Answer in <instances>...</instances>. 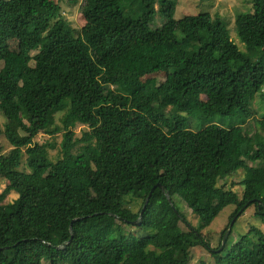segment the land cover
I'll return each instance as SVG.
<instances>
[{
  "label": "trees",
  "instance_id": "obj_1",
  "mask_svg": "<svg viewBox=\"0 0 264 264\" xmlns=\"http://www.w3.org/2000/svg\"><path fill=\"white\" fill-rule=\"evenodd\" d=\"M166 2L84 0L78 30L60 2L0 0V264H190L196 247L264 264L259 227L222 250L227 230L217 248L205 234L228 206L264 219V0L236 19L245 51L208 12L153 27ZM251 163L242 196L219 185Z\"/></svg>",
  "mask_w": 264,
  "mask_h": 264
},
{
  "label": "rangeland",
  "instance_id": "obj_2",
  "mask_svg": "<svg viewBox=\"0 0 264 264\" xmlns=\"http://www.w3.org/2000/svg\"><path fill=\"white\" fill-rule=\"evenodd\" d=\"M55 2H60L63 11L65 13L66 18L71 22L73 27L81 30L86 27L88 21L84 14L81 11V6L84 0H54ZM253 0H167L166 5L163 8H159V12L155 22L153 23V27L162 26L163 22L166 18H174L181 19L187 15L199 14L201 12L210 13L214 19L215 17H219L223 20L227 30L231 31V36H233L234 41L239 45L242 50H247L246 46L240 41L237 33H234L235 22L240 13H248L251 11ZM137 6L126 4V12L133 15L134 12H137ZM136 16V15H135ZM9 48L12 52L18 53L20 42L17 39H11L8 41ZM38 52V51H35ZM33 52V54L35 53ZM166 78V74L161 73L158 75H146L141 78L140 85L145 87L148 91H155L159 88L160 83L164 81ZM203 100H206V97H202ZM253 110L255 113L253 117L262 118L264 114V99L257 95L253 98ZM217 122L220 124H224L228 127H232L233 123L223 122L222 117H218ZM77 133H81L82 127H79ZM49 140H52V136L47 133H41L37 136L36 141L39 143H45ZM57 141H61V134H58L56 137ZM0 148H2L3 152H8L12 146L9 141L2 136L0 139ZM51 156L55 157L57 154V150L51 151ZM251 165H244L238 173L234 176H231L227 179L219 181V185L226 186L227 188H233L239 195L242 196L244 186L243 183L246 179L248 171L252 168ZM27 168L26 165V157H24L22 169ZM6 186V182L0 179V192L4 190ZM16 195L13 194L12 197ZM175 202L181 208L182 212L188 219V222L193 225L199 224V219L189 210L187 205H185L184 201L182 202L177 197H175ZM134 211H138L140 209V205L132 203L130 205ZM236 210L235 206L226 207L220 215L214 220L211 227L205 231V234L211 238V246L212 248H217L222 239V232L224 230L229 229L230 222L233 216L234 211ZM255 207H249L244 213H241L234 222L235 229L233 232V227L231 232L233 234L231 236L230 233L226 241L230 239L229 247L230 248L233 243L239 238L241 234H244L249 231L250 227L256 226L259 227L264 232V219L257 218L255 215ZM182 228H186L185 225ZM226 231V232H227ZM227 242L224 246L226 247ZM223 248V249H224ZM192 261L190 264H203L204 262L207 264H214V258L211 254L203 249L202 247L191 248L190 250ZM48 264V262H45Z\"/></svg>",
  "mask_w": 264,
  "mask_h": 264
},
{
  "label": "water",
  "instance_id": "obj_3",
  "mask_svg": "<svg viewBox=\"0 0 264 264\" xmlns=\"http://www.w3.org/2000/svg\"><path fill=\"white\" fill-rule=\"evenodd\" d=\"M154 189H155V187L151 190V192H150V194H149V196H148V198H147V200H146V202H145V205H144L143 210H142V214H143V212L145 211V209H146V207H147V205H148V203H149V201H150V199H151V196H152V194H153ZM167 196H168L170 202H172V201H171V198H170V195L167 194ZM172 204H173V203H172ZM243 210H244V208L238 213V216L243 212ZM238 216H236V217L232 220V222H231V224H230V226H229V229H228V231L226 232V234H225V236H224L223 245H222V247H221L220 250H222V249L224 248L225 243H226V240H227V238H228V235H229V233L231 232L232 227H233V225H234V222H235V220L237 219Z\"/></svg>",
  "mask_w": 264,
  "mask_h": 264
}]
</instances>
